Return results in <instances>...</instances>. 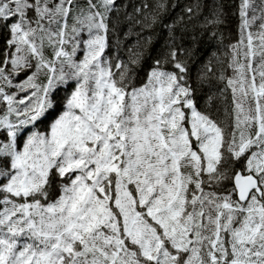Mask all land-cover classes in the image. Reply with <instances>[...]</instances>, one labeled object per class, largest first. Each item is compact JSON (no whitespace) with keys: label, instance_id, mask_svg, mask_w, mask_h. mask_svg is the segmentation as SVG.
Here are the masks:
<instances>
[{"label":"snow or ice","instance_id":"1","mask_svg":"<svg viewBox=\"0 0 264 264\" xmlns=\"http://www.w3.org/2000/svg\"><path fill=\"white\" fill-rule=\"evenodd\" d=\"M0 264H264V0H0Z\"/></svg>","mask_w":264,"mask_h":264},{"label":"trees","instance_id":"2","mask_svg":"<svg viewBox=\"0 0 264 264\" xmlns=\"http://www.w3.org/2000/svg\"><path fill=\"white\" fill-rule=\"evenodd\" d=\"M182 3H186L188 2V0H181ZM222 2L224 3L225 5V8L228 7V5L231 3V0H222ZM179 8L175 9L171 16L166 18L167 22L171 23L172 20L175 18L176 14L179 12ZM202 23V21H199V20H195L192 22V24L189 25V29L192 28L193 24H200ZM234 21H233V30H234ZM197 31L200 32L201 30L199 28H197ZM183 33L181 32H177V36L179 37L180 35H182ZM146 35H150L153 37V41H152V45L151 47L148 49V51L151 53V54H154L155 51L157 50H160L164 43H165V40L167 39V30L166 29H163L162 27H157L155 28L152 32H148L146 33ZM203 35V39H204V43L202 44V49L203 51H201V59H204L205 58V53H207L208 55H211V52H209V48H211V51H215L216 50V43L215 42H209V37H208V34L206 32L202 33ZM224 36H225V42H227V37H228V31L225 30L224 31ZM134 37H130L129 38V42H133L134 41ZM185 43H190V41L187 40V38L185 39ZM195 71H196V68L194 67L193 68V73L195 74Z\"/></svg>","mask_w":264,"mask_h":264}]
</instances>
